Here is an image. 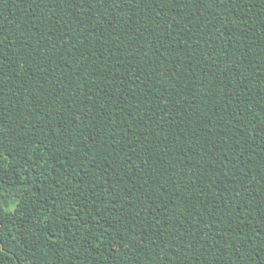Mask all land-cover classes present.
Listing matches in <instances>:
<instances>
[{"label": "trees", "instance_id": "16d2710c", "mask_svg": "<svg viewBox=\"0 0 264 264\" xmlns=\"http://www.w3.org/2000/svg\"><path fill=\"white\" fill-rule=\"evenodd\" d=\"M0 264H264V0H0Z\"/></svg>", "mask_w": 264, "mask_h": 264}]
</instances>
